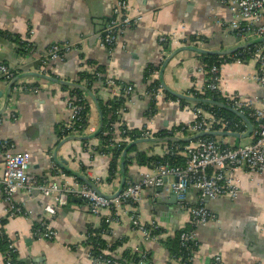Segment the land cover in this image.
<instances>
[{"label":"crops","instance_id":"crops-1","mask_svg":"<svg viewBox=\"0 0 264 264\" xmlns=\"http://www.w3.org/2000/svg\"><path fill=\"white\" fill-rule=\"evenodd\" d=\"M116 1L0 0V37L8 42L5 52L10 58L1 64L15 71L12 88L28 86L37 89L36 93H11V88L3 111L9 82L0 77V139L11 141L16 152L29 153V174L54 180L58 178L57 171H61L66 187H75L78 182L85 184L70 173L73 172L86 177L108 196L115 194L120 186V159L116 178L110 179V157L93 149L99 144L97 136L89 141L68 140L78 136L59 137L68 123L66 101L71 88L31 74L80 85L77 82L82 81L86 74L99 71L103 78L130 85L134 94L127 99L114 97L112 91L99 81L92 84L93 95L103 103L111 98L123 99L124 109L120 111V122L117 123L128 131L146 130L155 134L191 124L195 119L194 107L198 104L159 99L152 117H147L152 101L146 92L155 81H159L163 61L181 47L228 50L239 45L234 35L221 25H227L233 17L217 0H125L132 8V16L140 15L141 21L125 30L113 49L108 51L100 45L101 37L96 39L100 26L94 17L99 13L107 23ZM96 28L97 34L94 32ZM6 34L14 39L28 38L33 45L31 52L22 55L14 39L4 38ZM159 37H164L166 42L159 44ZM194 38L196 40L193 41ZM54 44H69L72 49L63 61L39 63L37 57ZM199 56L203 55L191 50L178 52L163 69V82L173 92L193 97L192 94L204 82V74L200 71L203 63ZM255 71L256 64L249 60L221 65L220 96L239 95L251 108L264 110V89L255 83ZM153 72L158 75L154 76ZM84 95L88 100L89 113L82 136L90 137L99 127L98 106L87 94ZM208 112L206 118L209 117ZM253 126L252 133L246 138H213L224 146L246 145L254 140L256 124ZM210 131L232 132L221 124H214ZM175 136L190 135L176 133ZM84 142H87V147ZM163 144L133 146L143 158H152L165 155ZM134 155L135 152L128 156L126 153L124 159L125 184L136 183L157 173L152 164H138L132 158ZM54 156L57 162L59 159L65 162L62 165L64 169L57 166ZM2 172L0 157V179ZM172 180L167 179L168 182ZM235 180L239 190L235 199L221 197L205 202L214 220L193 230V237L199 243L193 256L194 264H210L216 257L220 264H264V174L235 172ZM155 193L154 188H145L140 202L127 208L137 215L142 226L156 224L159 227L160 233L153 240L132 224L129 214L107 223L109 210L93 214L85 202L71 201V198L50 217L44 212V207L53 206L52 198L25 191H19L12 197V203L25 211L23 215L6 216L8 204L0 199V219L5 218L0 228L13 242L21 264H26L27 260L28 264H93L89 256L93 253L92 246L85 244L89 230L103 243L97 249L109 258L120 259L125 253L129 257L145 253L149 264H178L170 258L166 244L190 226L189 214L177 202L156 204ZM187 200L194 202L196 193L189 191ZM42 219L47 220L54 231L51 241L32 236L33 228Z\"/></svg>","mask_w":264,"mask_h":264},{"label":"built area","instance_id":"built-area-1","mask_svg":"<svg viewBox=\"0 0 264 264\" xmlns=\"http://www.w3.org/2000/svg\"><path fill=\"white\" fill-rule=\"evenodd\" d=\"M226 7L232 15V21L227 25L222 23V27L231 32L239 43H246L256 39L264 38V0H217ZM132 8L125 0H117L113 8L112 17L107 21L104 32L100 39V45L111 51L118 37L127 29L136 26L141 21V16H132ZM29 42L28 38L23 39ZM159 44L166 42L164 37L158 38ZM30 43V42H29ZM72 46L69 44H54L44 50L37 60L45 64L47 60L63 61L64 57ZM31 52V51H30ZM166 56L165 51H162ZM235 54L232 61L220 59L216 63H203L200 71L204 74V82L194 92V95L203 96L205 93H215L220 96V66L227 63H243V60L252 61L256 64V71L253 76L255 83L264 89V43L251 45ZM231 56V55H228ZM220 58L224 56H219ZM11 68L0 63V77L6 82H11L14 78ZM95 75L99 76L97 73ZM157 76V72H153ZM104 86L109 88L114 97L129 98L134 94V89L130 85L116 84L115 80L105 77ZM32 92L36 93V88L28 86H15L11 93ZM153 103L159 99H164L166 93L162 91L159 84L154 90L146 92ZM221 97V96H220ZM222 98V97H221ZM225 105L246 116L253 125L256 124L254 140L246 145L229 147L224 146L215 139H198L178 151L170 150L171 155L182 156L185 160L183 166H172L164 163L157 165V173L153 176H145L136 183H126L122 191L112 198H105L97 194L85 184H77L75 187H66L62 179L61 171H57L58 178L54 180L40 179L28 173L30 155L27 152H16L11 141L0 139V157L2 159L3 172L0 179V199L8 206L6 216L13 217L23 215L25 211L12 203V197L19 191L36 192L42 196L50 197L53 206L44 207V212L50 217L55 215V210L65 206L71 198H79L86 203L88 209L93 214H98L102 210H109L110 214L106 222L117 221L121 216L129 214L132 224L152 240L155 236L151 234L159 229L156 224L142 226L136 214L127 211V208L135 206L140 202L142 191L145 188H161V193H155L156 199L160 194L165 196L174 195L180 208L189 214L190 227L197 228L214 220L212 213L206 208L205 202L216 198L228 197L235 199L239 190L235 180V172L262 173L264 174V110L253 109L242 96L230 95L222 98ZM81 98L69 94L66 106L68 109V123L61 132L66 136H82L86 126H82V113L84 104ZM151 107L148 108V112ZM206 112L200 107H194L195 119L187 125L181 127L178 135H195L200 132L210 131L214 124H221L225 130L238 133L236 130L240 123L225 118L220 113L214 111ZM12 118L15 116L11 115ZM245 126V125H244ZM246 128V126H245ZM127 130L122 129L118 123L112 124L104 136L108 137L106 146L110 149L119 150L124 144L132 142ZM244 133V132H243ZM242 134V133H239ZM154 138L148 131L143 130L141 138ZM139 140V139H138ZM88 146L87 144L85 145ZM97 147V146H96ZM96 147H93L95 150ZM167 154V151L166 153ZM180 156V157H181ZM173 180L168 182L167 179ZM196 193V200L189 202L187 194L189 191ZM193 232H184L180 236L181 246L190 248L192 251L188 258L189 264L193 263L194 253L199 247V243L194 239ZM54 231L47 220H40L32 236L35 239L51 241L54 238ZM192 243V246H187ZM7 250L0 253V264H13L10 254H17V249L10 239H8ZM93 264H122L119 259L103 258L102 256H91ZM178 264L182 258L175 260ZM139 264H149L145 253L139 255ZM210 264H220L218 257L214 258Z\"/></svg>","mask_w":264,"mask_h":264},{"label":"trees","instance_id":"trees-1","mask_svg":"<svg viewBox=\"0 0 264 264\" xmlns=\"http://www.w3.org/2000/svg\"><path fill=\"white\" fill-rule=\"evenodd\" d=\"M4 38L12 41L14 38H12L11 36H9L8 34L4 35ZM16 41V43L19 45L20 49H21V53L22 55H27L33 48L32 43L29 42H25L24 40L20 39V38H15L14 39ZM196 40L195 38L193 39V41ZM203 41V40H202ZM200 60L202 61V63H207V64H212V63H216L217 61H220V59H229V61H232L233 58H235V54H232L231 56H224L222 58L218 57V56H199ZM243 62H245V60H243ZM14 74L15 71L13 70ZM102 72V70L100 71ZM95 73H97L99 76L95 75ZM82 81H84V83H82ZM82 81H78L77 83L80 84L81 86L85 87L88 91H90L92 94H95V91L92 89V84L95 82H102L103 84L105 83V78L100 76L99 71H95L92 74L88 75L86 74V76L83 78ZM116 84H121L120 82H116ZM159 86V81H155L153 83V85L148 89L149 91L154 90L156 87ZM62 89H65L63 87H61ZM69 94L71 95H75L78 98H81L84 104V110L82 113V116L84 119V121L82 122V126H86L87 127V117H88V113H89V105H88V100H86V96L84 95L83 92L76 90V89H69ZM193 97L198 98V99H210L213 100L214 102H219V103H223L225 104V100L222 99L218 94L215 93H205L203 96H197L192 94ZM165 100H171V101H177L175 98L169 96L168 94H165L164 96ZM180 103H185L183 101H178ZM95 105L98 106V108H100V111L102 113V129L101 132L97 135L96 139L99 141V144L97 145V147L95 148V151H97L98 153L107 155L108 157H110V162H109V170H108V174L110 179H114L116 178V174L118 173V163H119V159L121 156L122 151L128 146V144H124L122 146V148H120L119 150H115V149H110L106 146L107 144V140L108 137L104 136V133L106 131H108V128L115 123H119V116H120V111L122 109H124V101L123 99H115V98H111L109 99L107 102L103 103L102 101H100V99L97 98L95 99ZM155 103H151L150 107H151V111L147 112V117L150 118L152 117L154 111H155V107H154ZM197 107H200L203 111H216L218 113H220L221 115H223L225 118L230 119V120H234L238 123H240V120H238L235 116H233L231 113L226 112L225 110H222L216 106H209L207 104H196ZM241 124V123H240ZM183 127V126H181ZM122 129L127 130L124 126H121ZM181 130V128H177V130H171L169 132H158L155 134H152V136L154 138H159V139H164V138H168V137H173L176 133L178 134L179 131ZM238 133H243L246 131V128L243 124L240 125V127L236 130ZM126 133L128 134V136L130 137V139L133 141H136L138 139L141 138V134L142 132H136V131H126ZM187 133L183 132V135H186ZM67 134H63L62 132L60 133V136H66ZM202 139H215L213 137H204ZM85 144L87 142H84ZM187 144H183V143H172V142H168L163 144V146L166 148L167 154H165L163 157H152V158H143L142 153L137 151V147L132 146L130 147V149L127 152V156L129 154H131L132 152H135V155L132 157L136 160V162L140 165H144V164H152V167H156L157 165H163L164 163L168 164L170 167L172 166H183L185 160L183 158H181L180 156H176V155H171V153H168V151L170 150H175V148H178V151L182 150L184 146H186ZM128 160V158H127ZM5 222V218L0 219V224H3ZM36 228V226L33 228ZM193 231L192 227H188L186 230L179 232L175 238L170 239L167 241V248L170 252V258H172V260H177L178 258H182L181 263L183 264H189L188 262V258L190 256L191 253V249L188 248H183L181 246V241H180V236L184 233V232H191ZM160 233V229H158L157 231L153 232L151 235L157 237L158 234ZM92 231L89 230L88 234H87V241L85 242V244H91L92 246V251L93 253L91 254V256H102L103 258H109L108 256H104L101 254V252L99 251V249H97V247L103 243L100 242L99 238L97 236L93 237L92 236ZM97 238H98V242H97ZM8 244V238L4 235L2 229L0 228V253L4 252L7 250V245ZM192 243H187V246H192ZM199 245V244H198ZM98 247V248H99ZM113 248V247H112ZM8 251V250H7ZM95 252V253H94ZM17 254H10V257L12 258V262L13 264H21L18 262L17 260ZM139 256H134V257H129V255L127 253L123 254L122 257L119 259V261L122 264H136L139 261ZM130 262V263H129Z\"/></svg>","mask_w":264,"mask_h":264},{"label":"water","instance_id":"water-1","mask_svg":"<svg viewBox=\"0 0 264 264\" xmlns=\"http://www.w3.org/2000/svg\"><path fill=\"white\" fill-rule=\"evenodd\" d=\"M96 16L94 18H96V24L98 26H100V30H99V36H96L97 34V28L94 30V33L93 34V37L96 36V39H98L99 37H103L105 35V32H104V26H105V23L106 21L105 20H102L101 19V16L98 14H95ZM260 43H264V38L263 39H256V40H252L250 42H246V43H239V45L237 47H234L232 49H228V50H205V49H202V48H197L195 46H190V47H181V48H178L176 50H174L162 63V66H161V69H160V72H159V84L162 88V91L172 97H174L175 99L177 100H182V101H189V102H195V103H199V104H207V105H211V106H216L222 110H225L226 112H229L231 113L233 116H235L238 120H240L242 123H244V125L246 126V132L245 133H242V134H239V133H234V132H223V131H206V132H200V133H197L195 135H190V136H186V137H168V138H164V139H159V138H143V139H139V140H136V141H133V142H130L128 144V146L122 151L121 153V156H120V169H121V180H120V186L117 190V192L115 194H113L112 196H108V195H105L103 194L97 187L94 183H92L90 180H88L86 177L84 176H79L78 174H75L73 172H70L73 174V176H75L76 178L80 179L83 183H85L90 189L94 190L97 194L105 197V198H112V197H116L123 189V186L125 184V178H124V170H123V164H124V159H125V156H126V153L127 151L130 149L131 146L133 145H137V144H142V143H148V144H152V143H157V144H160V143H168V142H172V143H183V144H188V143H191L193 141H196L200 138H204V137H233V138H236V139H242V138H246L248 136H250V134L252 133L253 131V124L252 122L246 117L244 116L243 114H241L240 112L230 108L229 106L223 104V103H219V102H214L213 100H210V99H198V98H194V97H190V96H186V95H181V94H178V93H175L173 92L162 80L161 76H162V71L163 69L165 68V66L167 65V63L171 60V58H173L178 52H180L181 50H191V51H194L200 55H203V56H228V55H232L240 50H243L251 45H254V44H260ZM8 47V42L3 40L1 37H0V48L2 50H0V63L4 62L5 60H10V58L7 56V53L5 52V48ZM31 75L35 76V77H38V78H42L44 80H47V81H50V82H53V83H56L58 85H61V86H66L68 88H71V89H76V90H79L85 94H87V96H89L92 100L95 101V96L90 92L88 91L85 87L81 86V85H77V84H74V83H69V82H65V81H61V80H56V79H53L51 77H48V76H45V75H42V74H38V73H32ZM15 80V79H14ZM14 80H12L11 82L8 83V90H7V95L5 97V105L3 107V111L6 107V104H7V101H8V98H9V94H10V90L12 88V85L13 83L15 82ZM97 110H98V117H99V127H98V130L97 132L93 135V136H78V137H69L68 140H78V141H89L91 140L92 138L96 137L100 132H101V129H102V113L100 111V108L96 107ZM1 115V113H0ZM55 163L57 164L58 167H60L61 169H64V166H62L63 164H65V162H63L61 160L60 162V159L59 161L57 162L55 156L53 157ZM157 193H161V188H157L155 190ZM71 201H76V202H80L81 200L79 198H72ZM170 202V203H175L176 202V199L174 197V195H169V196H165L163 194H160L155 200L154 202L158 205H161V204H165L166 202ZM29 261L27 260L26 261V264H28Z\"/></svg>","mask_w":264,"mask_h":264}]
</instances>
